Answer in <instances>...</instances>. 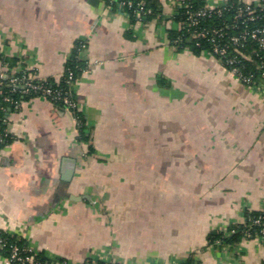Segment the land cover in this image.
I'll return each mask as SVG.
<instances>
[{
    "label": "crops",
    "instance_id": "crops-1",
    "mask_svg": "<svg viewBox=\"0 0 264 264\" xmlns=\"http://www.w3.org/2000/svg\"><path fill=\"white\" fill-rule=\"evenodd\" d=\"M136 22L114 0H0V53L58 79L75 42L86 69L69 109L24 99L0 148V231L82 264H264V238L207 246V235L264 208V90L208 51L167 38L183 0ZM208 4L229 0H205ZM252 5L260 0H237ZM23 68V67H22ZM9 71L0 61V76ZM0 264H11L0 256Z\"/></svg>",
    "mask_w": 264,
    "mask_h": 264
},
{
    "label": "trees",
    "instance_id": "trees-1",
    "mask_svg": "<svg viewBox=\"0 0 264 264\" xmlns=\"http://www.w3.org/2000/svg\"><path fill=\"white\" fill-rule=\"evenodd\" d=\"M115 4H118L123 0H114ZM126 1V0H124ZM132 2L133 6L122 5V11L127 13L129 17L133 21L134 19V10L135 3L139 0H129ZM144 8L149 9L150 12L145 15V20L155 19L160 15V4L158 0H143ZM206 3L205 0H186L181 3V5L176 9V14L173 16L176 21H179L180 24L185 19V11L186 9L195 10L199 9ZM226 8L222 11L221 16H217L215 14L205 17L200 21L199 27H208L215 26L221 27L224 25H236V28L229 29L228 34H239L244 29L251 30L257 26L264 24V0L259 1L258 3L252 4V6L256 10V15L258 16L255 20H247L242 23L245 19L244 17L234 18L236 11L240 8H245L247 4H243L238 2L237 0H229L226 1ZM187 5L184 7V5ZM263 5L262 8L258 7V5ZM192 29H188L186 27H182L180 30H169L167 32V38L172 45H174L177 49L187 48L198 54L202 51L211 52L210 44L203 38H192L191 37ZM177 40V41H176ZM176 41V43H175ZM175 43V44H174ZM83 41H76L74 48L69 56V58L65 62V69L61 77L58 79L53 77L45 78L41 80V82L49 88L56 89L61 88L63 92H66L70 85L80 76V74L86 69L87 61L82 58L80 54L84 49L82 48ZM85 45V44H84ZM244 52H250L252 54L253 60L252 62L242 60L238 63V67L244 75H251L252 84L255 86L264 81V77L262 76V71L264 70V49L260 48L255 41L247 40L244 42V46L242 47ZM22 60V61H21ZM0 61L1 63L7 67L9 71L15 69L18 66H21V69L17 72L11 73L8 71L6 77L0 76V148L11 142L13 137L7 132L6 129V117L8 112L14 111V105L12 102L17 101L21 102L24 99L32 98L35 96H39L38 93L31 91L30 93H22L23 86L21 84H12L10 80L13 77H20L24 70L23 59L17 57H9L2 53H0ZM262 65L259 69L257 65ZM23 67V68H22ZM30 72V71H25ZM72 72V79H68V73ZM37 81V80H36ZM35 81V82H36ZM9 98L10 101L5 100V98ZM74 97V96H73ZM75 98V97H74ZM54 104L58 107L64 108L61 102H54ZM73 115L76 117L77 121L80 122L78 125L79 139L82 141H87L89 143L88 136L85 134V125L82 120V116L77 110H72ZM259 218L261 223L255 224L253 221ZM264 227V208L252 211V210H244L243 219L240 222H236L231 226L227 227L226 230L232 231V233L226 234L221 230H213L207 235V246L215 245L218 241L233 245L238 243L244 238H254L258 237L261 233V229ZM0 237L4 238L7 242L6 246L0 247V256L7 257L10 253V244H16L19 247L27 246L24 240L0 231ZM50 255L45 251H39L36 255V258L41 262L40 264H49ZM58 260H64L63 258L55 257ZM82 264H116L111 262H104L100 260H92L87 259ZM182 264H199L194 256H189Z\"/></svg>",
    "mask_w": 264,
    "mask_h": 264
},
{
    "label": "built area",
    "instance_id": "built-area-1",
    "mask_svg": "<svg viewBox=\"0 0 264 264\" xmlns=\"http://www.w3.org/2000/svg\"><path fill=\"white\" fill-rule=\"evenodd\" d=\"M186 1V0H183ZM182 1V2H183ZM261 1V0H260ZM181 2V3H182ZM180 3V5H181ZM133 6L132 2L129 0L120 1L117 5L122 10V5ZM179 5V6H180ZM184 5V4H183ZM187 5H184L186 7ZM134 19L136 22H146L145 15L150 12L149 9L144 8V1L139 0L134 5ZM258 7L262 8L263 5L259 4ZM226 8V3H215L208 4L205 3L202 7L195 10L186 9L185 11V19L181 23L182 27H186L188 29H192L191 37L192 38H203L205 39L211 46L212 54L218 59V61L232 74H234L245 86L251 89L264 90V81L256 84L255 86L252 84L251 75H244L240 68L237 66L242 60L252 62L253 57L249 52H244L242 47L244 46V42L247 40H252L257 43V45L264 49V24L257 26L251 30L244 29L239 34H228V30L232 28H236V25H224L221 27L208 26V27H199L200 21L209 17L213 14L217 16L222 15V11ZM256 10L252 5H247L245 8H240L236 11L234 18L244 17L245 19L242 23L247 20H255L257 19V15L255 14ZM177 41V40H176ZM175 41V43H176ZM174 43V44H175ZM82 48L85 47L84 44L81 45ZM262 65H257V68H261ZM28 69L23 70L22 75L20 77H13L10 80L12 84H21L23 86L22 93H30L34 91L38 93L39 96L49 99L51 102H61L64 108L69 110H77L79 108L78 102L73 97L72 85L63 92L61 88L52 89L44 85L41 80L42 78H36L31 72H25ZM62 76V75H61ZM68 79H72V72L68 73ZM262 76L264 77V70L262 71ZM37 80V81H36ZM36 81V82H35ZM5 100L10 101L9 98H5ZM14 108L17 109L19 107L20 102L14 101L12 102ZM78 122V121H77ZM80 122H78L79 125ZM1 140V138H0ZM255 224H260L261 221L259 218L253 221ZM226 234L232 233V231L224 230ZM261 234L258 236L260 238H264V227L261 229ZM7 242L4 238L0 237V247L6 246ZM215 245H219L222 248L232 247L233 245L225 244L218 241ZM212 246V245H209ZM10 253L7 259L11 264H40L41 262L36 258L37 253L39 252L32 246H24L19 247L16 244H10ZM3 257V256H1ZM92 260H100L104 262H111V260L106 259V255L104 253H97L94 255ZM49 264H77L73 263L69 260H58L57 258L51 256Z\"/></svg>",
    "mask_w": 264,
    "mask_h": 264
},
{
    "label": "rangeland",
    "instance_id": "rangeland-1",
    "mask_svg": "<svg viewBox=\"0 0 264 264\" xmlns=\"http://www.w3.org/2000/svg\"><path fill=\"white\" fill-rule=\"evenodd\" d=\"M22 61V60H21Z\"/></svg>",
    "mask_w": 264,
    "mask_h": 264
}]
</instances>
